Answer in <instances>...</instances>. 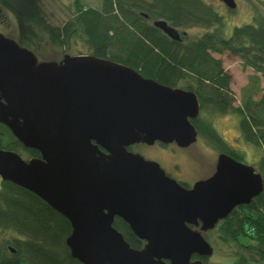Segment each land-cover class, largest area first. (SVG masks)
Segmentation results:
<instances>
[{
	"label": "water",
	"instance_id": "95a60500",
	"mask_svg": "<svg viewBox=\"0 0 264 264\" xmlns=\"http://www.w3.org/2000/svg\"><path fill=\"white\" fill-rule=\"evenodd\" d=\"M154 26L180 40L167 21ZM199 114L190 90L92 54L40 61L0 33V124L41 155L25 159L0 147V177L68 218L66 244L83 264H206L193 256L214 255L205 233L251 203L263 176L220 152L210 177L187 188L158 160L129 150L156 142L187 148L198 140L191 120ZM116 217L145 241L142 248L130 246Z\"/></svg>",
	"mask_w": 264,
	"mask_h": 264
},
{
	"label": "trees",
	"instance_id": "16d2710c",
	"mask_svg": "<svg viewBox=\"0 0 264 264\" xmlns=\"http://www.w3.org/2000/svg\"><path fill=\"white\" fill-rule=\"evenodd\" d=\"M40 3L41 0H0V18L4 11L12 13L17 19L20 38L30 40L31 46L43 31L53 47L65 48L83 37L94 56L131 66L140 75L161 84L172 87L185 84L183 89L197 94L200 113L239 115L243 140L263 148L262 157L253 166L264 179V93L254 99L262 91L260 78H253L257 92H247L237 106L231 89L232 74L214 56L229 51L243 60L245 66L264 76L261 7L252 1L253 21L236 25L229 36H224L223 16L204 0H102V10L74 0V16L62 26L49 23ZM160 19L181 33L180 40L154 26V21ZM192 26L208 29L199 37L188 39V32L182 29ZM192 123L198 135L220 152L238 161L244 157L234 145L228 146L210 119L199 116ZM0 147L29 158L41 156L39 151L22 145L3 124H0ZM113 225L130 246L143 247L145 241L122 218L116 217ZM71 232L67 217L32 191L0 177V264H83L72 256L66 244ZM205 237L209 242L214 241L210 242L214 250L230 254L234 264H264V190L251 203L234 208ZM195 258L208 264L207 257L194 255Z\"/></svg>",
	"mask_w": 264,
	"mask_h": 264
},
{
	"label": "rangeland",
	"instance_id": "374dc122",
	"mask_svg": "<svg viewBox=\"0 0 264 264\" xmlns=\"http://www.w3.org/2000/svg\"><path fill=\"white\" fill-rule=\"evenodd\" d=\"M74 0H41L40 5L43 7V12L47 17L49 23L54 26H62L68 19L73 18V14L76 10L73 4ZM216 8L218 12L224 18L223 35L229 36L233 28L236 25H243L253 21L251 5L252 1L254 5L261 7L264 15V0H236L237 4L235 8L230 10L221 0H204ZM82 3L86 6H92L102 10V0H82ZM261 3V4H260ZM154 21V20H153ZM152 21V22H153ZM17 19L12 13L4 11L3 17L0 18V33L2 32L9 38L16 39L17 42L23 47L31 49L40 58L45 60H57L63 59L66 54H90L91 48L86 44L83 37L76 38L71 44L66 47L55 46L50 43V38L46 35V32H42L40 39H36V46H31L30 40L21 39L19 35V28H17ZM208 27L206 26H192L187 29V38L193 39L199 37ZM211 30V29H210ZM212 31V30H211ZM214 56L220 58L224 62V68L231 72L232 83L231 89L235 93V105L241 104V99L249 93H255L256 87L253 85V78H260V87L262 91L255 95L254 99H259L260 95L264 93V76L257 74L250 66H245L243 60L238 56L232 55L229 51L224 54H215ZM183 83H178L176 87L184 88ZM249 89V91H248ZM200 117L204 119L208 118L212 121L218 134L224 138L228 146L231 143L234 147L243 152V156L239 160L249 164L256 165L260 160L263 153V148L252 145L243 140L239 133V119L240 116L233 113H200ZM160 142H156L155 145L147 144H134L132 151L140 152L147 158L158 160L163 165V168L173 176L176 180L182 182L185 186H191L197 182L200 178H208L215 171V165L218 159L219 150L214 147L209 140L205 137L198 135V140L194 144H191L187 149L179 147L177 144H168L165 148H159ZM166 153H172L174 159L168 158ZM25 159L29 157L23 156ZM179 164L178 171L172 169V164ZM169 170V171H168ZM213 244L214 241L210 239ZM214 255L208 258V264H234L230 254H226L222 251L214 250ZM262 264V263H259Z\"/></svg>",
	"mask_w": 264,
	"mask_h": 264
},
{
	"label": "flooded vegetation",
	"instance_id": "af4514ba",
	"mask_svg": "<svg viewBox=\"0 0 264 264\" xmlns=\"http://www.w3.org/2000/svg\"><path fill=\"white\" fill-rule=\"evenodd\" d=\"M38 59H40L39 57H38ZM40 61H43V59H40ZM199 118V117H198ZM196 120V119H195ZM155 145V144H154ZM160 147L159 148H161V149H163V148H165L164 146H166V145H168V144H162V143H160ZM231 145H233L232 143H231ZM132 146H134V145H132ZM132 146H130L129 147V150H131V148H132ZM187 147H189V146H187ZM182 148V147H181ZM183 149H185V148H183ZM187 149V148H186ZM132 151V150H131ZM134 152V151H133ZM137 152V151H136ZM167 154V156H168V158L169 159H171V160H173L174 159V155L172 154V153H166ZM144 156V155H143ZM144 157H146V156H144ZM147 158V157H146ZM148 159H150V160H152V158H148ZM153 160H155V159H153ZM160 164H161V167L163 168V164L160 162ZM172 164V169H174V170H176V171H178V169H179V164H173V163H171ZM164 169V168H163ZM165 170V169H164ZM169 171V170H168ZM166 172H167V170H166ZM168 173V172H167ZM169 174V173H168ZM170 175V174H169ZM171 176V175H170ZM171 177H173V176H171ZM174 178V177H173ZM182 185H184L182 182H180ZM194 184V183H193ZM192 186V185H191ZM186 187V186H185ZM190 187V185L189 186H187V188H189Z\"/></svg>",
	"mask_w": 264,
	"mask_h": 264
},
{
	"label": "bare ground",
	"instance_id": "6f19581e",
	"mask_svg": "<svg viewBox=\"0 0 264 264\" xmlns=\"http://www.w3.org/2000/svg\"><path fill=\"white\" fill-rule=\"evenodd\" d=\"M198 100H199V99H198ZM199 105H200V102H199ZM200 110H201V105H200ZM192 120H194V119H192ZM192 120H191V121H192ZM197 137H198V136H197Z\"/></svg>",
	"mask_w": 264,
	"mask_h": 264
},
{
	"label": "clouds",
	"instance_id": "9594fccd",
	"mask_svg": "<svg viewBox=\"0 0 264 264\" xmlns=\"http://www.w3.org/2000/svg\"><path fill=\"white\" fill-rule=\"evenodd\" d=\"M142 144V143H141Z\"/></svg>",
	"mask_w": 264,
	"mask_h": 264
}]
</instances>
